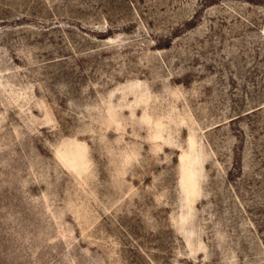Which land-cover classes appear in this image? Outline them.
Listing matches in <instances>:
<instances>
[{"label": "rangeland", "instance_id": "1", "mask_svg": "<svg viewBox=\"0 0 264 264\" xmlns=\"http://www.w3.org/2000/svg\"><path fill=\"white\" fill-rule=\"evenodd\" d=\"M0 264H264V0H0Z\"/></svg>", "mask_w": 264, "mask_h": 264}]
</instances>
